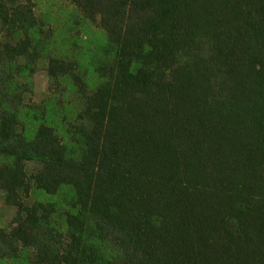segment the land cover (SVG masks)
<instances>
[{
    "label": "trees",
    "instance_id": "trees-1",
    "mask_svg": "<svg viewBox=\"0 0 264 264\" xmlns=\"http://www.w3.org/2000/svg\"><path fill=\"white\" fill-rule=\"evenodd\" d=\"M0 264H264V0H0Z\"/></svg>",
    "mask_w": 264,
    "mask_h": 264
},
{
    "label": "rangeland",
    "instance_id": "rangeland-1",
    "mask_svg": "<svg viewBox=\"0 0 264 264\" xmlns=\"http://www.w3.org/2000/svg\"><path fill=\"white\" fill-rule=\"evenodd\" d=\"M38 11L43 12L50 7L59 9L65 7L66 0H32ZM49 80L48 76L44 69L40 68L33 77V101L40 102L46 98L48 94ZM12 212L9 210L4 218L5 222L11 220ZM109 247H114L112 243L109 244Z\"/></svg>",
    "mask_w": 264,
    "mask_h": 264
}]
</instances>
